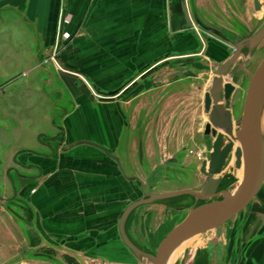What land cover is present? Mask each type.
<instances>
[{
    "label": "crops",
    "instance_id": "crops-1",
    "mask_svg": "<svg viewBox=\"0 0 264 264\" xmlns=\"http://www.w3.org/2000/svg\"><path fill=\"white\" fill-rule=\"evenodd\" d=\"M212 2L202 0L199 6L212 9ZM165 4V0H0V28L11 30L0 32V57H10V66L6 64L13 70H28L43 80L40 89L37 82L32 87L28 81L29 89L22 97L35 108L27 106V114L8 115L9 128L23 147L14 148L12 163L0 172V195L7 200L12 192L32 184V192L38 195L30 198L34 204L27 202L36 216L40 213L41 232L64 237V264H80L83 254L134 263L119 233L135 180L126 175L142 178L135 171L139 164L145 166L141 160L154 168L163 162L157 152L179 150L174 139L168 142L166 137L171 132L175 136V116L179 121L187 119L189 109L181 108V100L186 99L182 94L189 86L177 82L176 87L175 80H166V73L173 74L174 67L161 65L166 23L173 30L184 26L189 2L170 0L167 22ZM59 10L57 25L66 10L73 17L71 27H82L75 39L76 66L79 72L89 74L94 89L112 94L107 100L95 102L84 76L59 70L53 62L38 65V58L51 56L58 44L53 27ZM73 48H67L70 58ZM213 53L219 56L216 49ZM63 55L64 50L60 57ZM57 79L63 86L55 84ZM128 86L138 88V93L130 97L121 93ZM84 96V101H79ZM35 109L43 115L36 116ZM53 109L57 111L54 114ZM49 117L53 133L43 138L49 127L41 128L38 120L47 122ZM1 129L0 136L5 139L7 129L3 125ZM80 140L106 146L119 156L121 164L101 148ZM24 151L39 154L37 160L28 159L21 154ZM54 156L56 160H52ZM13 166L16 171L11 182L8 171ZM255 208L249 219L253 223L244 228L259 236L251 242L244 264H264V218L262 223L258 218L264 202Z\"/></svg>",
    "mask_w": 264,
    "mask_h": 264
},
{
    "label": "rangeland",
    "instance_id": "rangeland-1",
    "mask_svg": "<svg viewBox=\"0 0 264 264\" xmlns=\"http://www.w3.org/2000/svg\"><path fill=\"white\" fill-rule=\"evenodd\" d=\"M169 1L170 0H165L166 22L168 21ZM187 1L190 3V0ZM218 1L223 2L222 8L206 9L199 6L202 0H196L199 11L208 22L213 21L214 24L232 31H241L242 28L246 26V28L248 27L252 30L251 32L264 22V0H262L263 7L260 12L254 11L252 7L243 10L240 3H237V0ZM249 3H251V0H249ZM242 10L244 13L241 12ZM61 11L60 16L62 13ZM191 11L192 10L188 6V19L185 23L184 20H182L184 26H180V30L170 29V24L166 23L164 57L167 58L170 57V55L175 56L164 62L165 69H167L168 66L174 67L173 74L170 75L166 73V80H175L176 87H178L179 82H185V84H187L186 86H189L187 91H184L185 93L183 92L182 94L186 99L182 98L181 100V108L184 107V109H189V111L187 112V119L185 121L183 117H181V121H179L178 116H175L173 119L172 125L176 128L175 136L172 137V132L170 136L166 137L165 135L168 142L174 139V142L179 145V150L176 152H173L174 150L168 152L166 148L163 152H157L158 159H163V162L154 168H149L150 165H148L146 160H141L142 164L145 166L142 167L139 164L136 167L137 169L135 171L142 175L143 180L146 181V190L148 192L169 191L188 187L199 189L207 178V175L200 171V167L203 161L209 158V140L213 139V137L211 135H204V127L207 122V114L204 112L203 103L204 93L211 86L212 75H214L217 63L229 57L234 49L232 46H229L227 50H223L225 45L222 43V39L215 33L201 27L192 17ZM72 21V14L64 10L62 21L57 25L56 34L58 44L55 46V61H57V66L62 68L65 72L84 76L86 86L89 85L90 88L92 87L89 89L87 86V90L89 93H91V91L93 92L91 94L95 102L99 99L98 95L102 96V100H107L108 98L106 97H110L112 94L100 88H97L98 90L96 88L94 89L93 87L96 86V84L89 74L79 72L76 66L75 39L82 32V27L74 26L72 28ZM10 31L11 30L7 28H0L1 33ZM4 43H7V41H4ZM68 46L70 48L74 47L72 49L74 56L71 58L66 55ZM210 48L217 49L219 53V56L214 57L211 61L208 60ZM63 50L64 55L60 57V53H62ZM190 58H195V60L190 61ZM263 58L264 39L259 44L256 53L250 61L251 70L255 69ZM184 59H189L186 64H182L181 62ZM8 62H11L10 57H0V133L2 132V125L6 127L8 133V137L5 139L0 136V158L3 160V162L0 161V172L5 169L4 166L12 163L14 148L18 147L19 144V147H23L19 142V137L14 135L12 132L13 130L9 128L10 118L8 119V115L10 113L13 115H18L20 113L27 114L29 112L27 111V106L34 107L22 99L24 93L27 92L30 86L27 82L30 81L32 87L36 86L34 81L37 82V87L39 89L40 87L42 88L41 84L43 82L40 77H35L34 73L29 71L24 73L23 69L13 70L7 66V64L9 65ZM55 84L63 86L59 79H57ZM247 86L248 79L242 74L232 97L234 120L239 118L243 111ZM183 90L184 87L182 85L181 91ZM64 91L66 94L65 98H68L70 95L66 92L65 87ZM84 99L85 96L80 97L79 101L83 102ZM35 110L37 113L36 116L43 115L42 111L38 109ZM55 112L57 111L53 109V114ZM2 119H5V121ZM42 120V118L38 120L39 126H41V128L44 125L49 127L47 133H44L42 136L44 138L53 133L54 127L50 128L49 124L53 126V122L49 123L50 117L49 120L47 119V122ZM58 121L59 119H56V122H54L55 125H58ZM180 126L181 130L179 129ZM178 129L179 131H177ZM179 132L180 134H178ZM160 148L161 150L164 149V147L161 146ZM21 154L31 160H37L35 157L39 155L28 151H24ZM60 154L63 155V153ZM171 154L176 157V161L168 160L167 157ZM56 157L57 156H54L52 160H56ZM234 162L235 156L231 164L223 172V181L230 182V185L236 187L239 184L240 177L237 174L238 170H236ZM145 168H147V170ZM36 186L38 187V185ZM33 192L32 184L17 191L16 195L21 204L16 203L18 206L16 205L14 207L15 209L12 206L9 207V203L4 204L0 201V264H64V251H66L64 249V244L62 245V243H64V237L61 235L49 234L48 232H41L42 229L39 221L41 218L40 213L38 211L39 215L36 216L29 202H27L28 200L33 203L30 198L34 200L38 195V193ZM142 196H144V190L142 189L141 183L135 179L133 180L131 199L133 200ZM262 201L264 202V185L248 206L228 222L216 229L195 236L183 245L179 249V253L173 262L177 261L179 264H193L197 255L202 256V254H204L211 264L233 263L236 253L235 248L239 246V241H248L252 238L257 239L259 236L250 232L249 229L244 228V226L253 223L249 220L251 214L253 210L256 209V205ZM178 203L191 206L193 198L190 196V198H186ZM262 210L264 209L262 208ZM262 210L261 215H258L261 221L260 223H262L264 218V212ZM188 211L189 208L179 210L172 205L160 202L145 204L138 207L130 216L128 220L129 234L133 239L138 238L141 239L142 242H146L151 251H154L166 232L174 224L180 222L187 215ZM256 223L258 224L259 222ZM143 225L147 226L146 229L140 230L139 228ZM150 244H152V246ZM130 253L134 261L132 264H144L132 252ZM119 260L120 259L114 262L110 259L108 260V258H99V256L93 258V256L88 254L80 256V264H123L120 263Z\"/></svg>",
    "mask_w": 264,
    "mask_h": 264
},
{
    "label": "water",
    "instance_id": "water-1",
    "mask_svg": "<svg viewBox=\"0 0 264 264\" xmlns=\"http://www.w3.org/2000/svg\"><path fill=\"white\" fill-rule=\"evenodd\" d=\"M254 2L258 10L259 2L258 0ZM195 17L201 27L234 44L236 50L232 56L217 65L211 86L204 93V112L209 115L204 135H211L213 139L209 140V158L204 160L200 167V171L207 175L201 188L148 192L146 182L142 178L135 174L126 175L124 172L128 178L137 179L141 183L145 195L126 206L119 221V230L123 242L144 264H170L173 254L182 245L195 236L228 222L248 206L264 185V58L253 71H249L245 66L251 54L264 39V23L256 31L236 41L222 30L205 24L198 14H195ZM244 48L248 49L247 54L243 52ZM241 72L248 76L249 82L243 111L234 123L231 101L235 85L241 79ZM230 75V80L226 81L225 77ZM80 141L101 148L121 164L119 156L106 146L92 140ZM234 156L236 170L243 167L242 179L236 187L230 185L218 190L223 180V172L231 164ZM170 160L175 161L176 157ZM183 194L194 196L196 202L199 200L202 202L195 203L187 215L166 232L154 251H146L130 239L126 223L133 210L141 205L166 201ZM242 263L243 261L240 264Z\"/></svg>",
    "mask_w": 264,
    "mask_h": 264
},
{
    "label": "flooded vegetation",
    "instance_id": "flooded-vegetation-1",
    "mask_svg": "<svg viewBox=\"0 0 264 264\" xmlns=\"http://www.w3.org/2000/svg\"><path fill=\"white\" fill-rule=\"evenodd\" d=\"M211 2V1H210ZM210 2H209V4H210ZM240 3V5H241V7L243 8V10L244 9H248V7L250 8V7H252V9L254 10V11H256V12H260L261 10H262V7H263V4H262V0H258V2H259V9L257 10L256 8H255V2H254V0H251V3H249V0H237V3ZM190 5V9L192 10L191 11V15H192V17L195 19V21L197 22V20H196V17H195V14H198V17L205 23V24H208V25H210V26H213V27H216V28H218V29H220V30H222L225 34H227L229 37H231V38H233L234 40H236V41H238V40H240V39H243L244 37H246V36H248L250 33H252L251 31L252 30H250L248 27L246 28V26L244 27V28H242V30L241 31H232V30H228L227 28H225V27H222V26H218V25H216V24H214L213 23V21H210V22H208L203 16H202V14H201V12L199 11V9H198V6H197V4H196V0H190V3H189ZM211 5H213V7H212V9H215V8H222V6H220L219 5V3H218V1H216V0H214V2H212L211 3ZM241 11L242 13H244V11ZM59 12H60V10H59ZM58 12V15H57V18H56V21H55V27H53V31L55 32V33H57V21L59 20V13ZM64 13V12H63ZM61 21H62V18L60 19ZM190 22V21H189ZM198 23V22H197ZM264 22H262L255 30H253V32L254 31H256L258 28H260V26L263 24ZM199 24V23H198ZM217 35V34H216ZM217 36H219V35H217ZM220 37V36H219ZM221 38V37H220ZM222 39V43L225 45L224 46V49L223 50H227L228 49V47L229 46H232L233 47V53L232 54H234V52H235V50H236V48H235V45L234 44H232V43H230V42H228V41H226L225 39H223V38H221ZM216 45V44H215ZM218 46V45H217ZM259 46V45H258ZM220 48H223V47H220ZM258 48V47H257ZM257 48H256V50H257ZM213 49H215V48H210V51H209V58H208V60L209 61H211V59L213 60L214 59V57H215V55H214V53H213ZM217 50V49H216ZM256 50L251 54V57H250V59L246 62V64H245V66H246V68L249 70V71H253V70H255V69H253V70H251V64H250V61H251V59L253 58V56H254V54L256 53ZM228 52V51H227ZM243 52L245 53V54H247L248 53V49L247 48H244L243 49ZM208 53V52H207ZM213 53V54H212ZM232 54L230 55V56H232ZM229 56V57H230ZM48 57L49 56H42V57H39L38 59H39V61H38V65L40 66H47V65H49V61H48ZM229 57H227V58H229ZM227 58H225L223 61H225ZM168 59V57L167 58H165L164 57V60H163V63H162V65H161V67L163 68L164 66H165V61ZM189 60V59H188ZM188 60L187 59H184V60H182L181 62H182V64H186L187 62H188ZM193 60H195V58H190V61H193ZM222 61V62H223ZM219 63H221V62H219ZM219 63H217V65L219 64ZM217 65H216V67H217ZM236 65V64H235ZM26 72H28V70L27 71H25L24 73H26ZM242 74H244L245 76H246V78L248 79V82H249V78H248V76L244 73V72H241V77H242ZM212 77H213V75H212ZM212 81V80H211ZM88 87H89V85H88ZM3 89V88H2ZM89 89H91L90 87H89ZM121 90H118L117 92H115L114 94H117V93H119ZM121 93H125V94H127V97H130V96H132V95H134V94H137L138 93V88H136V87H127L126 89H124V90H122V92ZM101 97L102 96H100V95H98V98H99V100L101 99ZM106 98H109V97H106ZM158 108H159V106H158ZM233 102H232V106H231V113H232V117H233ZM234 118V117H233ZM19 155V154H18ZM15 159H17L16 157L14 158V161H15ZM17 161V160H16ZM169 161H171V160H169ZM15 166H13V167H10V169H9V171H8V180L10 181L11 180V182L13 181V174L15 173ZM223 182H225V181H223L222 180V182H221V184L219 185V187H218V190H222V189H224V188H227L228 186H230V184H228V185H223ZM144 195H145V193H144ZM190 196L191 195H188V194H183V195H179V196H176V197H172L171 199H167L166 201H160V203H164V204H169V205H172V206H174V207H176L177 209H179V210H182V209H185V208H191L195 203L196 204H198V203H201L202 202V200H199L198 202H196V199H195V197L194 196H191L192 198H193V203H192V205L191 206H187V204H184V203H178L179 201H182V200H184V199H186V198H190ZM17 195H16V193L15 192H12L9 196H8V198H7V200H5L4 198H2V195H0V201L2 202V203H9V207L10 206H12L13 208L17 205L18 206V204H20L19 203V201H17ZM143 197V196H142ZM140 198V197H139ZM136 199H138V198H136ZM133 200H135V199H133ZM133 200H131V201H133ZM17 201V202H16ZM16 203H18V204H16ZM130 203V202H129ZM128 203V204H129ZM127 204V205H128ZM141 206H143V205H141ZM140 207V206H139ZM126 208V207H125ZM138 208V207H137ZM136 208V209H137ZM15 209V208H14ZM135 209V210H136ZM135 210H133V212L135 211ZM132 212V213H133ZM132 213L130 214V216L132 215ZM130 216H129V218H128V220L130 219ZM128 220H127V223H126V231H127V234H128V236L130 237V239L135 243V244H137L140 248H142V249H144V250H146V251H151V249L149 248V246H148V244L146 243V242H142V240L141 239H138V238H132L131 237V235L129 234V229H128V226H129V223H128ZM177 224V223H176ZM175 225V224H174ZM146 227L147 226H145V225H143V226H141L139 229L140 230H142V229H146ZM139 231V230H138ZM119 233H120V230H119ZM120 237H121V234H120ZM121 240H122V237H121ZM253 241V238L251 239V240H248V241H246L245 243H243V241H239V246H237L235 249H236V253H235V256H234V259H233V263L231 262V264H240L242 261H243V263L242 264H244L245 263V261H246V257H247V250H248V248H249V246H250V244H251V242ZM122 242H123V240H122ZM124 243V242H123ZM124 245L126 246V244L124 243ZM128 248V247H127ZM129 249V248H128ZM130 251V250H129ZM131 252V251H130ZM179 264V263H178ZM193 264H211L209 261H208V258L206 257V256H204V254H202V256L201 255H197L196 257H195V259H194V261H193Z\"/></svg>",
    "mask_w": 264,
    "mask_h": 264
},
{
    "label": "bare ground",
    "instance_id": "bare-ground-1",
    "mask_svg": "<svg viewBox=\"0 0 264 264\" xmlns=\"http://www.w3.org/2000/svg\"><path fill=\"white\" fill-rule=\"evenodd\" d=\"M241 74V73H240ZM229 77V78H228ZM228 77H225V80L227 81V80H230V78H231V75L230 76H228ZM238 84V83H237ZM237 84L235 85L236 87H237ZM236 90V89H235ZM235 92V91H234ZM232 102V101H231ZM207 122L209 121V115L207 114ZM233 121H234V123H235V120H234V118H233ZM204 122V121H203ZM206 124V123H205ZM213 128V125H212V127H211V129ZM208 160V159H207ZM208 167H209V164L207 165V169H208ZM237 174H238V176L240 177V181H241V179H242V176H243V167L241 168V169H238V171H237ZM239 181V182H240ZM183 246V245H182ZM181 246V247H182ZM180 247V248H181ZM179 248V249H180ZM179 249L173 254V256H172V258H171V260H170V264H172V262L174 261V259H175V257L178 255V253H179Z\"/></svg>",
    "mask_w": 264,
    "mask_h": 264
},
{
    "label": "built area",
    "instance_id": "built-area-1",
    "mask_svg": "<svg viewBox=\"0 0 264 264\" xmlns=\"http://www.w3.org/2000/svg\"><path fill=\"white\" fill-rule=\"evenodd\" d=\"M60 22H61V20H60ZM56 60V50L54 49V51H53V53L51 54V56H49L48 57V61L49 62H53V63H55L56 65H57V61H55ZM60 67H58V69H59ZM59 70H62V71H64L62 68H60Z\"/></svg>",
    "mask_w": 264,
    "mask_h": 264
},
{
    "label": "trees",
    "instance_id": "trees-1",
    "mask_svg": "<svg viewBox=\"0 0 264 264\" xmlns=\"http://www.w3.org/2000/svg\"><path fill=\"white\" fill-rule=\"evenodd\" d=\"M228 184H231V183L227 181L223 182V185H228Z\"/></svg>",
    "mask_w": 264,
    "mask_h": 264
}]
</instances>
